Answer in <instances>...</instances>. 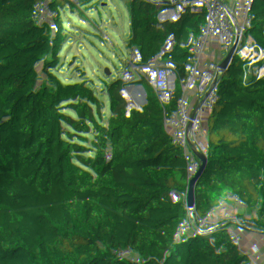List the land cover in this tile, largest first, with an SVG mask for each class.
Masks as SVG:
<instances>
[{"label":"trees","instance_id":"16d2710c","mask_svg":"<svg viewBox=\"0 0 264 264\" xmlns=\"http://www.w3.org/2000/svg\"><path fill=\"white\" fill-rule=\"evenodd\" d=\"M36 1L0 0V100L39 87L41 47L65 86L109 87L115 67L153 77L165 108L173 111L200 108L210 95L227 46L216 18L219 0H51L57 15L52 24L31 7ZM223 11L252 78L264 80V0H229ZM63 111L73 117L70 106L53 116ZM17 134L24 131L11 135ZM86 139L85 175H97L107 189L131 162L129 183L137 206H144L140 171L156 160L162 139L145 137L137 148L120 152L105 129L86 128ZM209 139L208 162L226 177L230 195L204 211L202 190L192 186L177 207L179 227L168 242L167 264H264V122L240 114L215 125ZM22 158L19 143L12 155H0V264H128L112 217L105 212L106 232L87 240L79 206L67 215L72 244L59 250L63 230L54 218L45 209L24 211L14 201ZM139 225L137 218L132 233Z\"/></svg>","mask_w":264,"mask_h":264},{"label":"built area","instance_id":"2783aa9c","mask_svg":"<svg viewBox=\"0 0 264 264\" xmlns=\"http://www.w3.org/2000/svg\"><path fill=\"white\" fill-rule=\"evenodd\" d=\"M228 1L219 0L216 7V18L227 46L219 56V75L212 80L211 93L200 108L176 111L166 108L160 117L146 123L138 122L142 99L133 90L131 80L140 74L139 71L129 74L112 67L115 82L106 88L85 90L79 86H65L44 58L43 47L37 60L39 87L28 89L7 101L0 100L3 118L0 155H12L14 146L25 135L39 138L42 126L55 123L53 114L68 106L74 109L73 118L77 123L86 128L93 126L111 132L115 136L116 151L133 150L145 137L162 139V150L156 160L148 161L140 171L145 179L141 192L144 206H137L135 191L129 183L133 174L131 162L107 189H103L95 174L88 177L83 188L79 204L82 211L80 224L87 230V240L99 237L96 229L103 224V212L108 213L123 239V256L128 264H159L163 244L173 238L179 227L177 192L193 173L194 184L203 190L204 197L215 192L214 188L228 187L226 177L218 175L208 162L212 128L240 114L258 117L264 122V80L252 78L237 31L223 11ZM51 3L50 0L48 11L53 9ZM34 10L42 14L40 8ZM48 22L52 24L54 21ZM185 120L192 123L190 134L183 125ZM18 130H23L24 134L12 137L11 134ZM61 166L70 172L65 163L62 162ZM168 168L179 175L178 188L163 186V176ZM222 195L224 204L230 194L225 191ZM210 204L215 207L223 205L221 196L215 203L205 198L204 211ZM137 218L140 225L132 233Z\"/></svg>","mask_w":264,"mask_h":264},{"label":"rangeland","instance_id":"374dc122","mask_svg":"<svg viewBox=\"0 0 264 264\" xmlns=\"http://www.w3.org/2000/svg\"><path fill=\"white\" fill-rule=\"evenodd\" d=\"M49 1L43 0L41 4L33 3L31 7L33 9L48 8ZM51 14L53 15L54 12ZM236 43L238 44V40ZM135 79L138 82L140 80L136 77ZM144 88L149 91L151 86H144ZM148 91L144 93L146 98L149 95ZM158 93H160L159 90ZM141 104L143 105V102ZM55 118L56 122L52 125L42 126L39 138L25 135L19 140L25 170L18 181L19 197L14 201L24 211L45 209L63 230L59 250H68L72 243L67 215L79 206L83 188L88 181L89 176L85 175L89 162L88 142L86 127L77 123L67 112L63 111ZM62 162L67 165L70 173L63 170ZM226 190L227 188L217 189L205 198L215 203ZM65 197L69 201L65 200ZM106 220L108 215L103 212V224L96 229V235L99 237L104 232ZM26 240L35 244L31 238ZM164 251L163 246L162 253Z\"/></svg>","mask_w":264,"mask_h":264},{"label":"crops","instance_id":"0c3cea01","mask_svg":"<svg viewBox=\"0 0 264 264\" xmlns=\"http://www.w3.org/2000/svg\"><path fill=\"white\" fill-rule=\"evenodd\" d=\"M42 1L43 0H39V1H36L35 3L41 4ZM40 9L42 10L43 17L46 18L47 21H56L57 15H56L54 9L51 10V12H54L53 15L51 14L50 11H48L46 9V7H44V8L42 7ZM135 77L140 79L139 82L136 81L137 79H135ZM135 77H134V79L131 80V84L133 86L134 91L138 88L137 92L136 91L135 92L141 96V99L143 102V105L141 104V109L139 111L137 121L142 122V123H146L152 119H156V118L160 117L163 110H165L166 108H165L163 102L161 101L160 93H158V90L160 89L158 82L153 77H144V76H141L140 74H136ZM134 85H135V87H134ZM148 85L151 86V89L149 91L144 88V86H148ZM155 85L158 88H156ZM136 86H138V87L136 88ZM146 91H148V93H149L148 98H146L144 95V93ZM183 125L185 127V130L190 134L192 131V129H191L192 123L188 120H185L183 122ZM68 173H70V172H68ZM162 184H163V186L168 187V188H178V186L180 185V177L176 171L172 170L171 168H168L165 170L163 180H162ZM101 218L103 221V216H101ZM152 230L153 231L155 230L154 227H152ZM163 246H164L165 251L163 253H161V261L159 262V264H167L168 241H166L163 244ZM163 258H164V260H163Z\"/></svg>","mask_w":264,"mask_h":264},{"label":"water","instance_id":"95a60500","mask_svg":"<svg viewBox=\"0 0 264 264\" xmlns=\"http://www.w3.org/2000/svg\"><path fill=\"white\" fill-rule=\"evenodd\" d=\"M194 175L195 173H193L188 179L187 181L184 183V185L179 189V191L177 192L178 194V200L181 202L182 200H184V198L188 195V193L191 191L192 186L194 185ZM65 200L69 201L67 197H65ZM176 206V204H175ZM175 206L173 208V211L175 210ZM106 232V228H104V232L102 234H104ZM158 234L155 235V237ZM154 242V241H153ZM152 242V243H153Z\"/></svg>","mask_w":264,"mask_h":264},{"label":"bare ground","instance_id":"6f19581e","mask_svg":"<svg viewBox=\"0 0 264 264\" xmlns=\"http://www.w3.org/2000/svg\"><path fill=\"white\" fill-rule=\"evenodd\" d=\"M219 187H220V186H219ZM219 187H217V188H214V189H213V191H216L217 189H219ZM223 199H225V197H224V196H222V197H221L222 204H223V202H224V200H223Z\"/></svg>","mask_w":264,"mask_h":264}]
</instances>
